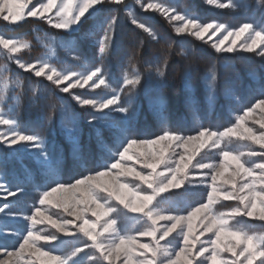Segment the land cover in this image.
Segmentation results:
<instances>
[{"label":"snow or ice","instance_id":"snow-or-ice-1","mask_svg":"<svg viewBox=\"0 0 264 264\" xmlns=\"http://www.w3.org/2000/svg\"><path fill=\"white\" fill-rule=\"evenodd\" d=\"M136 3L145 12L153 10L169 22H178L174 27L178 36L190 35L207 43L205 36L209 32L212 36L224 33L211 44L217 53L248 52L264 57V28H256L253 23L242 22L230 27L217 21L201 22L197 16L183 13L163 3H152L151 0L147 3L136 0ZM206 3L221 9L235 8L232 0H228V3L206 0ZM109 5L123 6L131 25L146 33L156 44L160 45L165 39L150 24L138 19L125 0H0V19L8 24H18L26 18H34L56 30L72 31L91 10L108 8ZM120 20L119 9L111 8L107 21L100 30L102 34L96 47V54L101 62L85 71H57L47 61L26 63L18 56H11L10 59L20 70L31 73L35 78L45 77L50 81L54 95L58 92L70 95L82 109L90 113V124L101 120L102 114L106 113L130 116L135 105L136 89L142 86L145 73L139 69L130 74L125 72L122 87L114 88L108 82V72L103 64V58L111 53L114 42L122 35ZM0 46L14 54L27 45H18L14 39L0 35ZM143 47V41L139 42L132 52V58H138ZM177 54L185 55L174 53L171 43L161 45L150 59L144 60L147 74L151 76L154 72L163 83L165 72L173 61V56ZM73 59L79 61L82 57L77 54ZM181 71L187 81L192 71L191 66ZM260 80H264V77H260ZM101 85L111 89L110 96L101 98L89 94ZM86 87L88 92L73 91ZM260 87L264 89V83H260ZM38 91L39 89L34 90ZM122 94L127 95L126 104L122 101ZM57 107L62 119L74 122L70 109L59 95H56L53 112L48 117L49 122L56 115ZM257 110L260 111V118L255 123L260 126L259 133L245 126V122ZM241 111L242 114L235 117L232 125L222 131L202 126L194 130V134H188L180 129L163 127L159 133L146 138L126 137L123 146L114 152L115 160L107 167L90 171L71 181L57 179L52 186L38 188L37 203L32 206L30 213L14 211L11 201L3 203L0 205V218L22 220L25 227L18 231L16 227H9L0 220V264H70V261L85 252L88 254L89 264H257V261L264 264V233H253L230 223L238 217L255 218L264 222V93ZM0 126L4 127L0 131V146L12 148L20 145L29 152L37 153L33 158L39 163L41 171H46V165L50 162L46 136L23 130L19 115L9 114L4 106H0ZM71 129L69 128L70 131ZM96 136L102 140L99 129ZM233 137L250 141L259 150L253 148L248 152L234 154L226 147H221L225 138L230 140ZM197 141L201 142V148L211 142L212 147L218 149L223 158L218 164L197 160L192 165L194 169L201 170L200 180L199 183L189 180L188 184L205 188L206 200L192 207L186 216L178 211L174 215L166 214L169 210L156 207L153 201L157 202V196L169 188H180L184 185V181L188 179L187 170L196 154H186L187 149ZM173 144L184 151H173L166 160L165 155ZM154 146L160 147L156 151H148ZM133 160L142 163L143 169L150 171H137L135 167L126 164ZM161 165L164 171L158 172ZM114 170L118 171L114 173ZM129 176L141 183L130 186L129 183L121 182L120 177ZM5 177L0 173V200L8 201L9 197H17L24 192L23 187L9 184ZM103 177H110V182H103ZM238 177L243 178L239 186ZM64 193L70 195L57 196ZM220 199L236 201V204L217 213L213 206ZM45 205L62 209L67 215L53 219L44 211ZM119 208L141 214L139 218L143 219L145 227L136 234L121 230L118 227L119 218L113 215ZM87 212H91V217L95 219L84 215ZM197 219L198 229L194 227ZM161 221L164 223L161 224ZM45 222L66 236L82 237V246L74 248L69 254H53L55 251L49 246L59 236L55 233L41 235L40 230L35 227ZM73 228L75 231L71 230ZM173 233L176 235L173 236ZM206 233L211 235L200 240V236ZM170 236L172 240L178 239L177 248L169 247L172 240L167 238ZM225 236L232 237L234 242H225ZM140 238H148V242L142 243ZM40 241H44L45 245L38 246ZM161 241L166 243L162 245ZM197 243L199 247H196ZM45 247L48 250H44ZM225 252L230 253L231 258H222ZM13 257L14 260L11 259Z\"/></svg>","mask_w":264,"mask_h":264},{"label":"rangeland","instance_id":"rangeland-1","mask_svg":"<svg viewBox=\"0 0 264 264\" xmlns=\"http://www.w3.org/2000/svg\"><path fill=\"white\" fill-rule=\"evenodd\" d=\"M174 1L175 3L173 4L176 5V7L173 4L169 5L170 2L168 0H151L152 3H163L167 6L175 7L176 9L179 6L188 5L189 3L188 0H181L180 2L178 0H174ZM250 1L253 2L254 9L256 10V11L252 10L251 12H254L256 14L253 15V17L250 16L246 19H241V20L236 19L235 16L234 17L232 16V13L234 15V13L238 12L237 6L233 0L232 2L235 4L234 9L233 8L221 9L217 7L216 5H208L206 3V0H200L201 4L205 5V7H210L216 10V12L219 15V17L216 16L217 18H209V19L201 18L200 19L194 12L192 13L184 12V10L180 8L179 10L178 9L177 10L183 13H188V14L197 16V18L201 22L217 21V22L225 23L226 25H229L230 27L237 26L242 22H250V23H253L256 28H264V2H262V0H250ZM33 2H35V0H33ZM144 2L147 3L149 2V0H144ZM218 2L228 3V0H218ZM128 5H129L130 10L134 13V15H136L137 18L140 19L141 21H145V19L152 18L155 14L160 15L161 17H164L160 13L153 11V10H150L148 12L143 11L141 9L140 4L136 3V0H130ZM28 6L31 7V5H28ZM96 11H98V9L91 10L86 15V17L89 16L91 13L94 14ZM142 17H145V19H143ZM84 19L81 21V23L84 21ZM27 20L28 22L30 21V23H32L31 21L35 19L26 18L25 21ZM120 22H124V18H121ZM167 22L171 25V28L173 29V32L175 33L174 27L177 25L178 22H169L168 20ZM1 24L3 26L8 23L0 19V25ZM77 27H79V25L76 26L75 29ZM75 29L72 31L56 30L50 27L45 22L38 21V25L35 26L36 42H34V45H35L34 49L36 51L39 50L38 52H35L33 50V46H32L33 44H31V42H29L26 38L13 37L10 34L4 32L3 28L0 29V35H3L5 38L14 39L18 43V45L19 44L27 45L26 47H22L20 49V52L14 53V54L8 53L7 50H3L2 46H0V106H4L5 110L9 114L11 115L17 114V112L15 113V109H16L15 107L17 106V104H20V102L22 101V98H20L19 94H21L23 85H26L25 84L26 80L32 81V79L35 78L32 76L31 73L20 70L18 66L14 63V61L10 59V57L18 56L26 63L34 62L36 60L47 61L50 64V66L55 67L57 71H61V70L85 71L87 67H84L85 65L83 64L77 65V66H70L69 64L66 65V64H62L58 62L60 59V56H64L65 60L66 58H69V60L72 59L73 61L75 60L73 59V55H71V58L69 57V51H70L69 46L72 45L71 47H73V44H71L73 42L71 39V34L73 33V31H75ZM60 32L68 33L69 36L60 34ZM223 34L224 33L221 32L217 34L216 36H212L211 32H209L205 36V40L208 41L207 43L199 40L198 38L192 37L190 35H179V36L190 37L191 39H194L195 41L203 44L204 46H207V48L209 47L212 51L216 53V55L224 57L223 59L225 62L223 60L222 61L225 63V65L228 64L227 60L230 57V55L238 56V57L246 56L245 58L248 57L249 65H252L250 63L251 59L252 60L254 59L256 62L264 61V57L257 56L255 53H248V52L238 53V54L237 53H232V54L217 53L211 47V44L215 42L217 39L221 38ZM175 35L177 34L175 33ZM209 37H211V39H209ZM183 40L187 41L185 39ZM97 42L98 40L92 42L90 38L87 41V43L89 44L94 43L95 47H97ZM81 53L82 52L80 53L78 52V55L81 56L82 55ZM257 68L258 69L256 68L252 69L251 67H249V69H247L246 76L247 77L249 76L250 77H264V66H262L261 68L259 67ZM259 70H260V74L258 73ZM23 74H28L29 77H25ZM153 74L154 72L151 74V76L146 74L145 76L146 81L148 82L150 81V83L151 82L155 83L156 81H158L159 77L153 76ZM22 75L24 76L26 80L22 79ZM213 77H215L214 80H213ZM219 78L220 76L217 75L216 71L214 70V73L209 76V79L206 82V84H209V89L211 91L208 94L207 98L205 95L201 96L203 97V100H207L206 103L208 106H205L206 114L203 113L204 112L203 108H200L201 103H202L201 101L199 102V104L197 102H190L187 106L182 107L181 112H184L187 115V118L189 117L188 119L190 121H193V122L196 121L192 126H190L189 128L185 130V132H188V134H194V130L199 129L202 126L210 127L212 130L219 129L222 131L224 128L232 125L237 115L242 114L241 109L244 107L235 106L234 103H232L231 105L228 99L223 98L225 96L223 95L224 91L221 92L219 88L224 87V86H221V80H219ZM40 79H42L43 81L44 80L47 81L45 77H40ZM109 83L112 84L114 83V81H111ZM143 85L144 84H142L141 87H143ZM120 86L122 87V84ZM141 87L136 89L135 98H134L135 105H134L132 114L136 112H140L141 110H144L145 107L148 109L147 104L142 103V100H140L141 93H143V88ZM225 87H228L226 89L229 90V86H225ZM73 91L88 92V88L87 87L85 89L77 88V89H73ZM49 92H53V88H51ZM31 93L33 95H36L39 93V91L34 92V90H32L29 92V94ZM62 94H66V93H62ZM89 94L98 95L99 97L102 98L104 96H110L111 89L107 88L105 85H101L99 89H93L91 93ZM255 94L257 93L255 92ZM243 97H244V92H243ZM28 98H30V95ZM71 100L74 101L72 97H71ZM122 101L125 104L127 103V95L122 94ZM218 101H220V104L224 103V107L223 108L219 107L221 108V110L216 113L214 108H215V105L218 104ZM132 114L130 116L125 117L120 113H106V114H102L101 116V119H105V120H99L91 124L89 123V119H87V123H88L87 125H90L92 127V128H89L90 131H88V133H90V135L88 137H90L89 139L90 141L91 139H93L91 142H89V144L85 143V139H83L82 137L80 138V136H83V134H82V131L76 130L77 123L75 121L73 123L72 122L67 123V120H64L61 118L63 120V123L61 124L62 130H58L54 132L44 133V130L37 127L36 132H39L42 135L47 137L46 149L50 156V162H48L46 165V171H41L39 163L34 160L33 157L38 155L37 153L29 152L23 149L20 145L14 146L12 148H6L4 146H0V151L2 152V155L0 156V173H3L6 176L5 178L7 179L9 184L13 186H15L16 184H19L21 187L24 188V192L19 194L17 197H9L8 201L0 200V205L11 201L13 202L14 211L30 213L32 206L37 203V197H38L37 189L38 188L44 187V186H52L54 185L57 179H60L63 181H69V177L64 176L65 174L64 163L66 161L65 152L69 153L67 154L68 157L74 159L72 160L69 158L70 161H73L77 164L80 162V158L83 156V153L84 155L88 154L89 156V152L92 151L93 149L96 152L101 151L100 153L101 156L99 155L100 158L98 159L101 165L99 168L103 169L107 167L108 164H110L112 161L115 160L116 157H115L114 152L118 150V147L123 146V142H125V138L126 137L136 138L130 135L129 131H131V129H128L127 127L129 124L132 125L134 122L133 120L135 116H132ZM169 118L170 117H168V114L160 110L158 112V118H156L157 122L155 123V126L157 127V129L155 130L153 134H157L161 131L163 127H167L166 122L170 121L173 123L174 119L172 120L171 118L170 119ZM259 118H260V111L257 110V112L254 113L245 122V126L251 127L253 128L254 131L259 133V131H261L260 126L255 123V120ZM121 121L125 123L124 126H122ZM181 121H184V119ZM101 127L104 129H101ZM69 128H72L71 131L69 130ZM97 129H99V131L101 132V135L103 133L102 130L106 131L105 136L102 135V140L98 139L96 136ZM3 130H4V127L0 126V131H3ZM59 136L63 138L61 140L64 141V144H65L64 146L62 145L61 142H60L61 144L57 143ZM88 137L86 136L87 140H88ZM111 141L113 145L111 144L112 147L108 148L109 142L111 143ZM200 143L201 142L199 141L193 142L191 145H189L187 149L186 154H193V153H196V154L194 155L192 164L189 165V168L187 170L188 179L184 181V185L180 188H169L166 192L161 193L157 196V202L153 201V204L156 203L155 205L156 207L162 208V209H168L169 212L166 214L174 215L178 211L180 212V214L186 216L192 207L198 206L199 203L205 202L206 200L207 190L205 188L196 187V186L188 184L189 180H192L194 183H199V180H200L201 170L194 169L192 165H194L197 160H201L205 163H217L218 164L222 162L223 158L219 155L218 149L212 147L211 142H209L207 145H205L202 148L200 147ZM81 145L83 146V148L81 147ZM159 147L160 146H154L153 148L148 149V151H156L158 150ZM221 147H226V149L233 151L234 154L240 153V152H248L250 149H253V148H256L257 150H259L258 146L254 145L252 142L242 141L235 137L231 138L230 140L228 138H225V141L221 143ZM143 150L144 149H141V151ZM133 151H136V149H133ZM173 151L183 152L184 149L178 148L176 147L175 144H173V146L168 149V152L165 155L166 160L172 155ZM126 164L128 166L135 167L137 171H145V172L150 171V170L143 169L142 163H137L134 160L127 161ZM92 171H95V170H92ZM116 171L118 170H114V173ZM157 171L158 172L164 171L163 165H161L157 169ZM230 172H231V169H230ZM9 173L11 175H9ZM101 179L103 182L108 183L110 182L111 178L103 177ZM120 180L123 183H129L130 186L141 183L135 180V178L132 176L120 177ZM242 180H243L242 177L237 178L238 186L242 182ZM188 192H191L193 194L192 196L189 197V200L186 199L187 197L186 194ZM171 194H175L176 198L177 197L178 198L175 201L169 200L168 195H171ZM62 195L67 196L70 194L69 193L57 194L58 197ZM182 199H184L183 200L184 203L182 202ZM235 204H236V201H223L222 199H220L214 204L213 210L219 213L221 211H226V209L229 207L235 206ZM43 209L46 212V214L51 215L53 219H60L61 216L67 215L66 213L62 212V209H59L55 206L45 205L43 206ZM84 215H86L90 219H95L94 217H91V212L84 213ZM113 215L119 218L118 227L124 232L136 234L138 231L142 230L145 227V223L143 219L139 218L141 217V214L139 213H130V212H126V210L122 208H119L118 211L114 213ZM69 218L75 219L74 217H69ZM0 220H2L3 223L8 225L9 227H16L18 231H22L23 228L25 227V222L22 220H12L11 218H0ZM76 223H79V221H76ZM101 223H103V220H101ZM163 223L164 222L161 221V224ZM230 223L237 224L238 227L247 229L248 231L253 232V233H264V222L259 221L258 219H255V218L238 217L237 220L230 221ZM35 227L36 229L40 230L41 235L48 234V233H55L57 236H59V238L56 241L52 242L53 244L49 246L55 251V253H53L55 255L69 254L74 248L78 246H82V243H83L82 237L78 235L77 236H66L64 235V233H61L57 229L53 228L47 222L40 224V225H36ZM194 227L197 229L199 228V219L194 221ZM71 230L75 231V228ZM172 235L175 236L176 234L173 233ZM209 235L211 234L206 233L204 236H200V240L207 239ZM223 239L225 240V242H234L233 238L230 236H225ZM167 240H172V237L171 236L168 237ZM140 242L142 243L148 242V238H140ZM160 243L163 245L166 243V241H161ZM178 243H179L178 239L172 240V243L171 245H169V247L177 248ZM41 245H45V242L40 241L38 243V246H41ZM196 247H199V243H197ZM44 250H48V248L45 247ZM223 257L231 258V255L230 253L225 252L222 254V258ZM11 259L14 260L15 257ZM70 264H89L88 254L86 252L81 253L78 257H75L72 261H70ZM257 264H259L258 261H257Z\"/></svg>","mask_w":264,"mask_h":264},{"label":"trees","instance_id":"trees-1","mask_svg":"<svg viewBox=\"0 0 264 264\" xmlns=\"http://www.w3.org/2000/svg\"><path fill=\"white\" fill-rule=\"evenodd\" d=\"M168 1L170 2L169 5L175 3L174 0ZM178 1L180 2L181 0ZM188 1V5H183L185 9L183 6H179L177 9L179 10L180 8L184 10V12L188 13L194 12L200 19L217 18L216 16L219 17L216 10L210 7H205V5L201 4L200 0ZM233 1L236 4L238 10V12L234 13V15L232 13V16H235L236 19H246L250 16L253 17V15L256 14L251 12L252 10L256 11L252 1ZM125 2L129 4L130 0ZM174 6L176 7V5ZM111 8L119 9L120 17L124 18V22H120V31L122 33L121 37L118 38L116 42H114V47L111 53L108 54L107 57L105 56L103 58L105 69L109 72L108 81H114V83H110L112 86L116 88L121 87L120 85L122 84L125 72L130 74L136 69H139V71L145 73L146 76L147 70L144 60L150 59L155 50L160 48L163 44L171 43L174 53L185 54H177L173 56V61L165 72V80L163 83L160 82L161 78L158 79L159 82L156 81L155 83H150V81H146V77L144 76V80L142 81V84L144 85L141 87L143 88V93H141L140 100H142V103L147 104L148 109L145 107L144 110L132 114V116H135L133 120L134 122L132 125L129 124L127 126L128 129H131V131H129L131 136L136 138H146L154 135L153 133L157 129L155 126V123L157 122L156 118H158V112L160 110L168 114V117H170L172 120L174 119L173 123L167 120L168 122H166V126L168 128L185 131L187 128L192 126L196 121H190L188 119L189 117L187 118V115L184 112H181L182 107L187 106L190 102H197L199 104L201 101L202 103L200 108H203V113L206 114L205 106H208L206 103L207 100H203V97L201 96L205 95L207 98L208 94L211 92L209 89V84H206V82L208 81L209 76L214 73V70L216 71L217 75L220 76L219 80H221V86H224L219 88L221 92L224 91L223 95L225 96L223 98L228 99L231 105L234 103L235 106L244 107L258 98L257 96H260L262 93H264V89H261L260 87V83H264V80H260V77L246 76V72L249 67L252 69H258L257 67L261 68L264 66V61L256 62L254 59H251L250 63L252 65H249L248 57L245 58L246 56L238 57L230 55L227 60L228 64L225 65V61L223 59L224 57L216 55V53L209 47L207 48V46H204L190 37L175 35L171 25L164 17L156 14L149 19L142 17L157 31L159 35L165 38L161 41V44L158 45L155 41H152L151 38L148 37L147 34L142 30H139L135 26L131 25L130 21L126 18V10L120 5H109L108 8L103 9L98 8V11H96L94 14L91 13L89 16H87L79 25V27H77L71 34V39L73 41L71 44H73V47H71L72 45L69 46L70 58L71 55L75 56L78 54V52H82L81 57L83 56L84 58L82 57V59L79 61H73L72 59L69 60V58H66L65 60L64 56H60L58 61L59 63L66 65L69 64L70 66L83 64L85 65L84 67L89 68L101 62V58L96 54L97 50L94 43L89 44L87 41L89 38L92 40V42L99 40L102 34L100 30L106 23L109 13L111 12ZM31 22L32 23H30V21L28 22L27 20L14 25L6 24L2 26L1 24L0 29L3 28L4 32L10 34L13 37L26 38L29 42H31V44H33V50L38 52L39 50L36 51L34 49V42H36L35 26L38 25V21L32 20ZM60 34L69 36L68 33L64 32H60ZM183 39L187 41H184ZM141 41H143L144 47L141 49L139 57L132 58L133 50ZM189 66H191L192 71L190 77L187 79V81H185L183 72L181 70L187 69ZM258 73L260 74V70ZM23 75L25 77H29L28 74ZM23 75L22 79L26 80ZM153 76H156V74L154 73ZM25 84L28 86L23 85L21 94H19L20 98H22V101L15 107V113L17 112L19 115L20 126L23 130L36 132L37 127L44 130V133L62 130L61 124L63 123V120L59 116L58 107L55 109L56 115L52 118L51 122H49L48 119V117L53 112V105L56 102V95H59L65 101L66 105L70 109L71 116L74 117V121L77 123L76 130L82 131L84 137L80 136V138L82 137L85 139V143L87 144L93 140L91 139L90 141V137H88L90 135V133H88V131H90L89 128H92L90 125H87L89 112L85 109H82L76 102L72 101L70 95L62 94L60 92L54 95L53 92H49L51 88H53L51 82L45 80L43 81L40 78H33L32 81L26 80ZM225 86H229V90H227L226 88L228 87ZM35 89H39L38 94H29L30 91ZM255 92L257 94H255ZM29 95L30 98H28ZM37 96H39V99H37ZM219 107L223 108L224 103L220 104V101H218V104L215 105L214 108L216 113L221 110ZM183 119L184 121H181ZM71 122L73 123L72 120H67V123ZM121 123L122 126L125 125L123 121H121ZM101 129L104 128L101 127ZM102 131V135L105 136L106 131ZM86 136L88 137V140L86 139ZM61 139L63 138L59 136L57 143H62L64 146V141ZM111 144L113 145L112 141L111 143L109 142L108 148L112 147ZM81 147L83 148L82 145ZM100 153L101 151L96 152L94 149L89 152L90 157L88 154L84 155L83 153V156L80 158V162L76 164L75 162L70 161L72 158L68 157L67 154L69 153L65 152L66 161L64 163V176L69 177V181H71L72 179L83 176L92 170H99V167L101 166L98 161L101 156ZM1 155L2 152L0 151V156ZM9 175L11 174L9 173ZM186 195V199L189 200V197L193 194L188 192ZM168 198L169 200L175 201L178 197L176 198L175 194H171L168 195ZM183 200L184 199H182V202Z\"/></svg>","mask_w":264,"mask_h":264}]
</instances>
